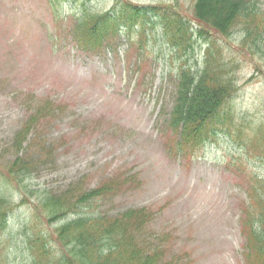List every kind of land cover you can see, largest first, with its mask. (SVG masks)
<instances>
[{"label":"rangeland","instance_id":"rangeland-1","mask_svg":"<svg viewBox=\"0 0 264 264\" xmlns=\"http://www.w3.org/2000/svg\"><path fill=\"white\" fill-rule=\"evenodd\" d=\"M62 3L69 20L73 4ZM120 3L167 7L189 22L194 15V0L91 4L110 10ZM68 24L65 17L55 26L46 0H0V170H11L25 156L42 167L30 168L33 173L22 184L27 198L10 221L9 248H22L35 224L48 231L61 224L34 221L31 212L45 198L74 204L80 193L112 182L125 190L101 202L99 211L118 216L144 210L153 220L145 230L146 244L163 253L162 263L244 264L239 220L246 178L264 176V161L247 145L255 133L242 123L240 138L220 130L189 150L195 154L180 153L169 123L178 100L180 63L200 67L207 43L217 41L229 44L227 57L239 64L240 89L232 103L236 124L243 116L259 125L264 119L263 55L239 50V34L229 42L213 31L200 37L193 21L188 24L193 40L183 44L186 56L160 28L148 30L143 44L112 38L103 53L86 56L76 49ZM40 150L52 157L51 164L37 159Z\"/></svg>","mask_w":264,"mask_h":264},{"label":"trees","instance_id":"trees-1","mask_svg":"<svg viewBox=\"0 0 264 264\" xmlns=\"http://www.w3.org/2000/svg\"><path fill=\"white\" fill-rule=\"evenodd\" d=\"M67 1L73 4V12L69 13L70 37L76 48L88 56L104 51L112 38L129 42L136 38L138 45L143 44L148 30L157 28L171 46L185 50L184 42L192 41L194 34H189L188 24L195 21L200 37L204 38L202 31H213L222 41L229 42L239 34V50L264 57V10H260L264 0H194L190 22L167 7L120 3L107 10L92 6V0ZM48 2L58 26L67 14L62 0ZM222 43H207L198 68L192 70L180 63L176 76L178 100L169 123L178 137L177 151L195 154L189 150L199 149L220 130L228 135L236 133L240 138L242 123H245L255 133L254 139L248 140L249 150L264 161V119L256 125L253 120L247 123L241 116L242 122L239 121V126L236 124L232 103L240 89L239 64L236 58L227 57L225 46L230 50L231 47ZM186 55L185 50L182 56ZM30 126L31 123L26 124L28 129ZM40 153L37 159L51 164L52 157L44 150ZM32 167L34 170L42 168L37 160L25 156L18 157L11 170H0V264H167L162 263V252L148 249L151 247L146 244L145 230L153 220L144 210L126 211L118 216L99 211L101 202L125 190L112 182L80 193L74 204L65 198H45L40 204L42 207L38 204L31 212L34 221L41 225L61 224L53 231L42 230L35 224L30 227V234H26L27 241L21 242L22 248L13 251L9 248L10 221L17 206L16 199H20L19 205L25 203L27 194L22 184L33 173ZM246 181V200L239 220L244 239V264H264V176L249 174ZM69 216L73 218L68 219ZM17 251L20 254H16Z\"/></svg>","mask_w":264,"mask_h":264}]
</instances>
